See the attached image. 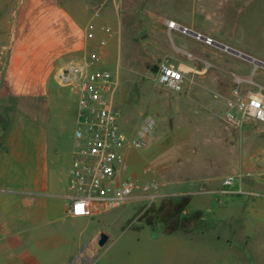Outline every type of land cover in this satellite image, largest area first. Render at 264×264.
I'll return each instance as SVG.
<instances>
[{"label": "rangeland", "instance_id": "rangeland-1", "mask_svg": "<svg viewBox=\"0 0 264 264\" xmlns=\"http://www.w3.org/2000/svg\"><path fill=\"white\" fill-rule=\"evenodd\" d=\"M83 1L0 0V68L8 56L18 61L23 55L32 62L63 63L64 69L82 66L91 51L89 38L74 36L70 19L77 13L76 3ZM186 3L132 0L122 13L119 61L97 62L86 70H107L118 79L121 98L116 108L128 139L124 151L130 146L125 176H151L160 182L162 196L152 202L157 205L168 196L191 193L195 208L209 196L203 225L167 234L162 226L154 229L139 219L151 203L131 200L111 211L115 218L106 225L110 237L97 264H157L153 254L161 255L170 237L190 240L185 247L198 254V264H264V123L231 127L224 120L225 101L215 97L229 92L236 77L247 80L243 85L251 92L264 95V66L220 48L194 47L201 57L193 53L200 59L190 63L202 68L205 61L208 70L191 73L177 86L157 84L154 66L165 59L183 63L174 44H186L177 31L155 27L150 13L184 19L190 27L264 62V0H197L193 8L192 1ZM24 44L32 50L42 47L23 54L19 50ZM148 118L155 124L142 134ZM133 140L141 145L129 144ZM170 176H180L177 189L188 193L170 194ZM207 176H215L219 190H205ZM225 176H233L234 184L225 185Z\"/></svg>", "mask_w": 264, "mask_h": 264}, {"label": "crops", "instance_id": "crops-1", "mask_svg": "<svg viewBox=\"0 0 264 264\" xmlns=\"http://www.w3.org/2000/svg\"><path fill=\"white\" fill-rule=\"evenodd\" d=\"M131 1L84 0L79 6L76 3L77 13L70 19L73 35L89 38L87 46L90 53L99 52V65L119 61L123 46L122 13ZM177 1L188 5L187 0ZM190 1L193 8L197 0ZM96 11L100 15L96 16ZM150 13L157 23L155 27L162 32L177 31L168 29V19L190 24L173 15ZM106 27H111L115 34L101 47L99 40L105 36ZM177 34L186 44H174L175 52L180 54V49H184L201 57L194 47L204 51L217 49L179 31ZM21 47L19 51L23 54L32 50L25 44ZM41 47L39 44L38 50L35 48L32 52L40 51ZM182 56L185 66L192 64ZM7 59L0 68V264H97L101 247L96 240L100 231L107 232L108 221L115 218L111 211L120 206L103 211L95 205L84 216H73L68 211L78 125L76 84L62 79L63 63L32 62L25 55L18 61L9 56ZM120 98L119 88L116 104ZM214 177L207 176V183L203 185L206 191L219 190V181ZM149 178L152 177L141 179ZM181 179L168 177L170 194L188 193L177 189ZM189 194L187 212L204 213L211 198L203 196L198 201L200 206L192 208L194 196ZM189 241L166 238L162 254H153L154 260L157 264H198V254L185 247Z\"/></svg>", "mask_w": 264, "mask_h": 264}, {"label": "built area", "instance_id": "built-area-1", "mask_svg": "<svg viewBox=\"0 0 264 264\" xmlns=\"http://www.w3.org/2000/svg\"><path fill=\"white\" fill-rule=\"evenodd\" d=\"M95 15H100V12L96 11ZM167 26L169 30H177L205 46L220 48L217 46L220 40L187 24L168 19ZM114 34L111 27H106L105 36L99 40V45L106 46L108 39ZM180 51L190 60L200 59L188 50ZM98 60L99 52L93 51L82 66L64 69L60 74L64 81L76 84L78 93V125L75 131L76 145L70 178L72 194L69 196L68 206V211L73 216L87 215L95 205H99L104 211L131 200L152 203L162 196V185L156 179L143 180L138 176H125L124 149L128 139L121 129L120 114L116 108L118 79L107 70H86ZM208 68L209 65L205 61L204 66L198 68L193 64L185 66L183 63L175 64L165 59L158 65L154 81L164 86H177L189 80L191 73L202 74ZM245 82L248 81L236 77L229 92L215 94L216 98L225 101V122L236 129H242L252 122L264 123V95L251 92L248 87H244ZM154 124V119L148 118L142 134H146ZM130 143L141 145L137 140ZM224 184L233 185L234 177H226Z\"/></svg>", "mask_w": 264, "mask_h": 264}, {"label": "trees", "instance_id": "trees-1", "mask_svg": "<svg viewBox=\"0 0 264 264\" xmlns=\"http://www.w3.org/2000/svg\"><path fill=\"white\" fill-rule=\"evenodd\" d=\"M153 69L156 71L157 67L154 66ZM190 198V195H183L179 198L168 196L158 205L151 203L139 219L154 229L162 226L167 234L177 230L190 232L203 225L204 222L202 211L187 212Z\"/></svg>", "mask_w": 264, "mask_h": 264}, {"label": "water", "instance_id": "water-1", "mask_svg": "<svg viewBox=\"0 0 264 264\" xmlns=\"http://www.w3.org/2000/svg\"><path fill=\"white\" fill-rule=\"evenodd\" d=\"M217 46H219L220 48L226 49L229 52H231L233 54H236V55H238V56H240L242 58H245V59H247L249 61H252L255 64L257 63L259 65L264 66V62L263 61L255 58V57H253V56H251L249 54H246V53H244V52H242L240 50H237V49H235V48H233L231 46H228V45H226V44H224L222 42H217ZM109 237H110V234L108 232L103 231V230L100 231L99 236H98V238L96 240L98 246H100V247L104 246V244L107 242Z\"/></svg>", "mask_w": 264, "mask_h": 264}, {"label": "snow or ice", "instance_id": "snow-or-ice-1", "mask_svg": "<svg viewBox=\"0 0 264 264\" xmlns=\"http://www.w3.org/2000/svg\"><path fill=\"white\" fill-rule=\"evenodd\" d=\"M79 210V209H78Z\"/></svg>", "mask_w": 264, "mask_h": 264}]
</instances>
